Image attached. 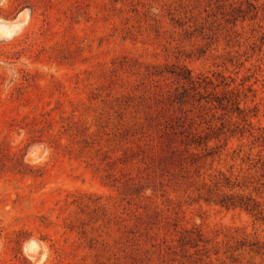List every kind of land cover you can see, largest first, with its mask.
I'll return each instance as SVG.
<instances>
[{
  "label": "rangeland",
  "instance_id": "obj_1",
  "mask_svg": "<svg viewBox=\"0 0 264 264\" xmlns=\"http://www.w3.org/2000/svg\"><path fill=\"white\" fill-rule=\"evenodd\" d=\"M262 217L264 0H0V264H264Z\"/></svg>",
  "mask_w": 264,
  "mask_h": 264
},
{
  "label": "trees",
  "instance_id": "obj_2",
  "mask_svg": "<svg viewBox=\"0 0 264 264\" xmlns=\"http://www.w3.org/2000/svg\"><path fill=\"white\" fill-rule=\"evenodd\" d=\"M176 76L177 78L189 83V84H193V86H195V84H198V86H200L202 83L205 82V80H200L199 78H197L196 80L193 79L190 74H186L184 72L182 73H176ZM226 86V84H225ZM216 87H218V85L215 86L214 89H216ZM185 89L183 90V93H185ZM238 95H236V97L231 100V105L235 107V110H239V100H238ZM224 98V97H223ZM175 100L177 102H181L180 98L178 97H175ZM220 101H223L222 99H220ZM230 100H227V103H229ZM220 104H222L220 102ZM225 180V185L228 187L230 182L228 180V178H224ZM219 182H216V184H218ZM230 187V186H229ZM231 187H234V185H232ZM209 198V197H208ZM207 200V199H206ZM218 203L224 207H227V208H235V207H239V208H244L250 212H253V211H258L256 212L255 215H262L263 214V209H260L259 208V204H257L256 202H253V204H250V199L249 198H245L243 195L241 194H234V193H230V194H222L221 195V198L218 199ZM257 216V217H259ZM262 220H264V217H262Z\"/></svg>",
  "mask_w": 264,
  "mask_h": 264
}]
</instances>
